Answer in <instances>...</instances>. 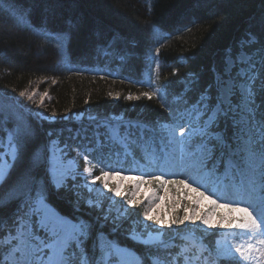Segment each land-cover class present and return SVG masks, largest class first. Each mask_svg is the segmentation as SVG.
<instances>
[{"label":"trees","instance_id":"obj_1","mask_svg":"<svg viewBox=\"0 0 264 264\" xmlns=\"http://www.w3.org/2000/svg\"><path fill=\"white\" fill-rule=\"evenodd\" d=\"M69 29L71 39L60 41L58 34ZM249 33L264 41V0H5L0 4V141L29 126L33 134L20 151L0 198L8 199L10 190L19 187L21 175L31 169L37 181L47 185L48 204L92 231L93 239L87 242L90 252L95 249L94 237L102 234L101 240L127 247L141 264H150L156 250L125 235L130 233L128 223L141 218V206L130 207L129 216L117 219L111 211L105 213L103 206L98 211L88 207L75 181L52 186L47 173L48 144L60 138L78 148H94L87 155L102 165L117 166L122 156L123 168L143 164L146 147L160 162L167 145L161 125L183 124L182 98L190 107L205 88L215 103L217 73L224 71L225 57L240 50ZM162 86L167 89L163 104L155 96L150 100L141 95ZM21 91H35L39 99L47 95L38 106L40 100L28 103ZM129 95L139 98L128 100ZM77 115L81 116L78 124ZM119 120L142 127L132 129L135 143L128 155L119 145L108 150L103 145L93 147V141L85 146L87 137L80 143L78 136L71 137L75 129L86 136L101 123ZM220 130L233 144L230 121L222 122ZM11 140L14 145L15 139ZM159 168L153 165L147 177L162 173ZM17 206L18 201H13L0 207V218L10 224ZM202 238L207 264H211L216 238L212 234ZM162 239L175 246L160 250L159 255L169 258L184 244L180 229L174 226L164 227Z\"/></svg>","mask_w":264,"mask_h":264},{"label":"snow or ice","instance_id":"obj_2","mask_svg":"<svg viewBox=\"0 0 264 264\" xmlns=\"http://www.w3.org/2000/svg\"><path fill=\"white\" fill-rule=\"evenodd\" d=\"M4 2L0 0V4ZM58 35L63 42L71 39L70 29ZM60 49L63 54V43ZM217 77L213 85L216 90L215 103H212L213 96L209 88H205L190 107L188 101L182 98L185 109L179 116L185 123L173 126L171 134L166 138L167 144L174 146V152L179 153V161L185 170L191 169L195 173V179L191 175L187 180L165 179L164 173L152 174L150 179H145L143 174L125 177L120 175L121 170L111 168H102L100 175H93V169L89 166L92 162L85 154L83 173L89 179L84 187L89 192L100 194V189L91 187L100 182L103 189L111 192L114 197H122L123 194L120 185L112 188L109 180L131 179L137 188L154 182L165 188V191L167 185L187 189L195 194L194 204L199 205L201 200H206L213 209H221L224 214L214 220L215 213L201 215L193 210L188 215L185 207L186 215L169 221L167 225L163 219L152 215L150 210L144 211V220L160 228H172L173 225L179 227L186 221L193 224L199 221L207 230L222 229L223 233H212L223 239L215 241L216 253L211 264H218L221 259L228 264H256L264 260V41L249 33L241 49L225 57V70L218 72ZM166 92V87L162 86L161 89H153L141 95L150 100L155 96L163 104ZM20 95L32 101L35 91H21ZM46 95L45 92L41 96L38 106L43 103ZM237 95L239 102H234ZM126 98L132 100L139 97L129 95ZM36 115L40 116L39 113ZM229 121L233 144L229 143L227 133L220 130L221 123ZM32 134L30 126L22 132L18 131L15 137L9 134L10 140L15 139V144H10V159L0 158V190L9 180L20 158V151L27 145ZM116 138L128 150L135 143H129L118 133ZM80 154L78 152L77 156ZM238 158L246 162L244 170H241ZM158 159L152 156L151 162L155 163ZM174 159L175 156L169 158ZM217 159L219 164L216 163ZM48 171L52 174L54 186H63L55 178V166ZM198 180L207 182L214 190L205 188ZM18 183V188L10 190L8 199L0 198V207L18 201L10 224L0 218V249H3L0 264H126L120 249L111 241L101 240L102 234L94 237L95 249L90 252L87 242L93 239L92 231L84 223H73L50 207L47 202V185L40 184L31 174V169L25 170ZM212 196H216V199H212ZM226 196L234 198L226 199ZM106 199L111 201V197ZM88 203L90 206L102 207L99 201L89 200ZM125 203L135 207L142 201L125 199ZM129 215L121 205L117 218ZM108 218L106 215L105 220ZM144 232L148 234L145 245L156 250L152 264H204L208 259L203 255L206 250L203 238L199 243L195 240L191 244L186 243L169 258L159 255L160 250L167 247L161 239L162 234L147 225H144ZM131 234L133 239H139L134 232Z\"/></svg>","mask_w":264,"mask_h":264},{"label":"rangeland","instance_id":"obj_3","mask_svg":"<svg viewBox=\"0 0 264 264\" xmlns=\"http://www.w3.org/2000/svg\"><path fill=\"white\" fill-rule=\"evenodd\" d=\"M217 79L218 77L216 76V80ZM25 99L27 100L28 103H32V104L36 103L37 100H40L36 93L32 101H29L27 99V96H25ZM237 100H239L238 95L234 97V102H236ZM38 117L41 119L45 118L42 115ZM46 119L47 118H45L44 120ZM80 119H81L80 115L74 117V121L76 122V124L80 122ZM175 125L177 124L164 123L161 125V130L163 131L165 138H167L171 134V128ZM133 128H138L139 130L142 129L141 126H136L135 124L127 123L119 120L116 121L115 123L114 122L101 123L100 125L96 126V128L89 129L91 131L90 132L91 134L88 133L86 136H84L83 134H79L78 129H75L71 133V137L72 139H75L78 136V140L76 141L77 143H80L84 137H87V139L85 138L83 142L85 146H88V144L94 142L95 144L93 147H98V145H103L108 150H110L112 145H119V147L123 150V153L125 155H128L129 150L126 149L122 143L117 142L116 134L118 133L120 137L126 138L130 143L132 141L131 135ZM84 129L85 128H82L80 131ZM10 144H13V142L12 140H10L9 135H6L4 139L0 141V158L10 159V154H11ZM93 149L94 148L91 149L90 147L83 149L82 146L78 148L76 146H73L71 143H68L66 139L63 141L60 140V138L52 139L48 144V153H47V173L49 176V181L51 185L54 186V184L52 183L53 180L52 174L48 170L55 166V178L59 180L62 185H64L67 182V180L75 181L76 184L80 186V188L84 191L81 197L86 198V203L88 207H91L92 209L98 211L101 207L90 206L88 201L89 200H92L93 202L99 201L102 204L105 213H110L111 211L112 214L116 217H118V211L120 210L121 205H123L125 209L130 208L125 203V199H135L137 201H142V203L139 204V206H141L142 208L141 218L139 219L138 222L128 223V226L130 227L129 228L130 233L125 234L128 236L130 240L134 241L140 246H146L144 241L148 239V234L144 232V225H147L151 229H155L157 232L161 234H163L164 231V227L160 228L159 226L144 220L143 213L146 210H150L151 214L154 215L156 218L163 219L166 225L169 221L176 219L177 217H181V218L184 217L186 215L185 207H187L188 209L187 212L188 215H191V212L193 210L197 211L201 215H204L206 213L209 214L215 213L214 220H218L219 217L224 214L223 210L221 209H213L212 206L206 200H201L199 205L194 204L193 199L195 198V194L188 192L187 189H182V188L178 189L177 186L175 185H167L166 186L167 191H165V188L161 187L160 185L154 182L152 184L140 185L139 188H137L135 187V181L131 179L109 180V185L112 188H115L117 184L120 185V190L123 194L122 197H114L111 192H108L103 189L102 184L100 182H97L95 185H91V187L93 188L100 189V194H97L96 192H89L88 189L84 187L86 180L89 179V177H87L86 174L83 173V169L85 167L84 155L92 152ZM145 149L146 152H145L143 164L127 166L126 168L125 167L123 168L120 165V163L123 160V157L120 156L119 158L118 155L116 154L114 156L116 158H119L117 159L118 162H116V159H114L113 161L118 163L117 166L112 165L111 162H105V164L103 163L102 165L99 163V159L93 160L92 158L89 157L90 161L92 162L89 165L93 169L92 174L100 175L102 168L103 169L111 168V169L121 170L120 171L121 176L131 177V176H136L137 174H143L145 179H150V177H147L146 174L152 173L153 165H158L160 166L159 168L160 172L166 174L167 177H164L165 179L185 178L187 180L190 175L193 177V179H195V173L191 169L185 170L184 166L179 161V153L174 152V146L167 144L161 153L162 160L160 162L156 161L155 163L151 162V157L155 156L154 151L146 147ZM78 152L81 153L80 156H77ZM173 156H175V159L169 160V158ZM166 160H169V162L166 163L165 162ZM239 164L241 166V170H244L246 162L241 160ZM77 173H79V175H77ZM172 173H176V175L173 176L171 175ZM197 182L203 183L205 185V188H208L209 190H214L212 189V186L210 184H208L203 180H198ZM193 186H195V184H193ZM200 190L203 191L205 189L201 188ZM217 195H219V193H217ZM107 197H111V201L106 199ZM211 198L216 199V196H212ZM225 198L233 199L231 198V196H226ZM121 218H123V216L117 219H121ZM69 220L73 223H76L71 219ZM173 226L177 227L175 225ZM178 228L181 231V239L184 242L182 246H184L186 243L191 244L193 240L199 243L201 241L203 234L206 235V234L224 232V230L222 229L207 230L204 228L203 225L199 223V221H197L195 224L186 221L184 225H180ZM133 232L139 237V239L132 238L131 233ZM213 237H215L216 240L223 239L222 236L213 235ZM165 243L169 248L172 246L175 247L172 242H165ZM112 244L120 249V252L122 254L124 261H126V264H141L139 257L132 250L116 243H112ZM181 247H179V249ZM215 253H216V245L214 242V250L212 253L214 258H215ZM170 257L172 258V256ZM152 259L153 257L150 258V264H152ZM204 264H207V260L204 261ZM256 264H264V260H260L256 262Z\"/></svg>","mask_w":264,"mask_h":264}]
</instances>
